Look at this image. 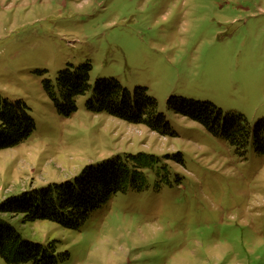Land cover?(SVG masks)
Instances as JSON below:
<instances>
[{
	"label": "rangeland",
	"instance_id": "rangeland-1",
	"mask_svg": "<svg viewBox=\"0 0 264 264\" xmlns=\"http://www.w3.org/2000/svg\"><path fill=\"white\" fill-rule=\"evenodd\" d=\"M85 63L93 85L146 88L176 135L89 111L91 92L60 114L45 82ZM0 93L36 122L0 151V204L126 152L155 156L143 190L80 229L0 212L25 239L54 242L59 264H264V154L168 106L178 96L264 120V0H0Z\"/></svg>",
	"mask_w": 264,
	"mask_h": 264
},
{
	"label": "trees",
	"instance_id": "trees-1",
	"mask_svg": "<svg viewBox=\"0 0 264 264\" xmlns=\"http://www.w3.org/2000/svg\"><path fill=\"white\" fill-rule=\"evenodd\" d=\"M91 69L90 63L69 66L60 71L56 86L46 80V91L54 98L60 114L71 116L78 110L77 98L91 92L86 105L89 111L145 125L162 135H176L146 88L138 87L131 92L115 78H101L93 85ZM168 106L238 149H246L253 143L256 151L264 154V120L251 124L241 113H225L211 102L178 96H171ZM35 129L36 122L27 103L12 101L0 93V151L21 144ZM154 158L144 152H126L101 164H89L73 180L7 199L0 204V212L23 214L28 221L50 220L65 228L80 229L116 194L129 189L143 190L147 185L145 168L152 165ZM0 256L10 264H59L66 257L57 253L54 242L43 245L25 239L1 216Z\"/></svg>",
	"mask_w": 264,
	"mask_h": 264
}]
</instances>
